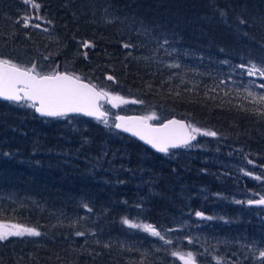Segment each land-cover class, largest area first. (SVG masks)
I'll use <instances>...</instances> for the list:
<instances>
[{
    "label": "trees",
    "instance_id": "16d2710c",
    "mask_svg": "<svg viewBox=\"0 0 264 264\" xmlns=\"http://www.w3.org/2000/svg\"><path fill=\"white\" fill-rule=\"evenodd\" d=\"M1 2L0 58L30 67L33 62L19 56L32 52L39 56L46 51L48 64L57 70L71 72L130 101H143L131 102L137 110H148L165 120L181 117L217 135H203L193 144L196 150L191 156L181 154L184 149L172 150L169 155H177V159L169 162L121 134L126 143L120 150L128 152V158L110 166L104 152L107 147L109 153L116 148L108 146L112 141L106 139L108 129L101 121L81 116L43 120L31 107L0 102V221L41 232L39 237L13 236L0 241V264H185L179 257L161 255L154 243L156 236L122 223L132 217L155 226L162 235L173 234L179 244L177 253H193L196 264H214L213 257L224 254L236 260L233 253L242 255L251 246L247 243L228 250L220 244L219 249L211 250L207 244V250L200 246L194 251L181 249L176 235L183 239L187 229L180 227L177 218L186 212L192 217L197 212L204 217L215 215L218 221L206 222L204 232L233 242L254 237L256 248L264 251V220L258 218L264 215V207L250 208L247 202L243 209L230 203L214 206L203 191L208 190L213 197L223 188L261 194L257 182L245 174L218 171L214 163L205 160L217 155L264 171V116L254 111H264V105L253 103V97L228 85L232 79L223 74L225 61L232 68L250 63L264 66V0H37L44 19L33 20L44 21L55 33L56 38L49 41L36 35L31 26L17 23L23 16L20 11L26 9L34 17V9L21 0ZM108 9L114 20L104 15ZM153 31L196 48L200 57L212 56L217 74L205 73L196 79L199 82L191 79L183 83L173 78L154 62L161 53L151 40ZM84 42L94 47L84 48ZM126 43L133 47L124 48ZM237 72L241 74L240 69ZM109 75L115 79L108 80ZM222 80L228 82L221 84ZM29 111L32 114L26 121L22 115ZM88 163L97 166L94 178L87 175ZM142 173L148 175L146 184L140 182ZM139 187L145 204L136 201ZM85 204L92 209L86 218ZM236 209L243 210L241 216ZM92 227L95 229L90 233ZM78 231L85 235L77 236ZM131 233H139L143 241L141 244L139 239L144 249L137 261L126 258L129 245L113 246L106 242L112 238L104 239L105 235L126 240ZM258 257L256 251L241 263L264 264Z\"/></svg>",
    "mask_w": 264,
    "mask_h": 264
},
{
    "label": "rangeland",
    "instance_id": "374dc122",
    "mask_svg": "<svg viewBox=\"0 0 264 264\" xmlns=\"http://www.w3.org/2000/svg\"><path fill=\"white\" fill-rule=\"evenodd\" d=\"M3 0H0V7L3 4V2H1ZM28 6V5H27ZM1 9V8H0ZM35 11V10H34ZM20 13H23V16L25 14H29V11L24 9L23 11H20ZM40 13V11H39ZM32 15V14H30ZM104 15L107 16V18L109 20H114L115 16L113 15V13L108 9L105 11ZM104 16V18L106 17ZM31 23L35 24V21L32 20ZM39 23L41 25L40 28H33V30H35V34L40 37L45 38L46 40H51V39H55L56 35L53 31H51L50 29H48V31H45L44 29L48 28V25L44 22H36ZM3 22L0 24L2 25ZM0 28H3V25L0 26ZM5 29V27H4ZM154 36H152L151 40L153 41V44L155 45V48H157V53H161V56H159L157 58V56L154 57L155 61L162 70H166L169 74H171V76H173V78L177 79L179 78L180 81L184 82H188L191 79H194L196 82H199L198 78H200L201 75L207 73L208 75H214L217 74V69L215 64H212L211 61H213V57L211 56H205V57H200L199 56V51L196 50V48H191L189 46H184L179 40H177L176 38H170L167 36H163V33H157L155 31H153L152 33ZM167 40L168 43L165 44L164 41ZM154 49V48H153ZM15 53L17 51H14ZM33 53V52H32ZM32 53L30 54H22V56H19L20 58L24 59V60H28L29 62H33L30 63V65H36V69L38 70V68L40 69V71H45L42 74H52L55 72H61V71H65V70H57L55 65L53 66L52 63H50V65L48 64V57L44 56L47 52L46 51H42L39 53V56L35 53L34 56ZM19 57H16L15 59H19L21 60ZM34 58H36V62L34 60ZM206 58L208 60H206ZM0 59H8V58H0ZM28 61H26V63H28ZM21 62V61H20ZM38 62H41L43 64H47L48 68L42 69V66H47V65H43V64H39ZM13 63L20 65L19 63H17V61L15 60ZM207 63V64H206ZM179 65V67H170V65ZM22 66V65H21ZM257 66H262L260 64H257ZM31 67V66H30ZM29 67V68H30ZM45 68V67H44ZM51 69H54L52 71H50ZM235 69V70H234ZM50 71V72H49ZM39 72V71H38ZM49 72V73H48ZM68 72V71H66ZM237 73V76L235 75V77L233 76V73ZM40 73V72H39ZM70 74H72L71 72H68ZM235 73V74H236ZM223 74L231 77L232 80H230V84L228 85H233V86H237L240 90H242L241 92L247 94L245 92V89H249L257 94H264V89L259 88L257 85H259L260 83H264V80H261L258 76L256 77H248L246 75H241L240 73L237 72V68H232L231 65L229 63H226L223 66ZM232 74V75H231ZM249 81H255V84H249ZM110 93V92H108ZM112 95H117L115 93H110ZM119 96V95H118ZM122 97V96H121ZM125 100L129 101L128 103H120L118 101L113 102L111 100H109V103H107L104 108L110 112V116L107 120V124H105L103 121H101V124L103 127L108 129V133L106 134V139L108 141H112V142H108V146L110 144L115 145L116 150L115 151H111L109 153V149L107 147V149H105V158L107 159V162L110 166H112L113 164H116L118 166V163L124 162L126 158H128V155L126 152H122L120 150V146H125L126 141L124 140L123 136L121 135V133H119L118 131H116L113 127L115 124V119L114 116L119 115V114H127V115H132V114H141L143 115V117L145 116H150L154 113L149 112L148 110H137L135 108H133V104L131 103V101L129 99ZM115 104H118V106H114ZM27 113V112H26ZM25 115L26 117V121L29 120V116L32 114V111L29 113H27ZM156 118L149 120L151 123H162L165 119H163L162 117L158 116L157 114L155 115ZM23 120V123L24 121ZM44 120V119H43ZM81 123L83 125H87V122L85 120L80 119ZM45 124H48L47 122H45ZM199 138L201 139V137L203 135H198ZM196 147V146H195ZM195 147H189V148H184L185 152H180L181 154H188L189 156H191L192 151H195L196 148ZM148 149V148H147ZM108 150V151H107ZM202 153L204 154H210L211 151H205V150H201ZM179 153V154H180ZM1 154H3V148L0 147V156ZM129 154V153H128ZM142 156V154H141ZM165 159H167L169 162L173 161L175 159H177V155L175 156H163ZM142 158L144 160H146L148 158V154L146 152L143 153ZM194 158V157H192ZM206 162H212L215 164V168H218L219 170H228V171H233L235 173H243L245 174L246 177H248L250 180H254L255 182H257V187L258 189L261 191L260 195H255V194H248L242 190H234L231 189L228 192L226 191L225 188L223 192H221L219 195L214 196L212 194H210L208 192V190H203L205 192L204 197L206 200H210L209 204H214V206L220 205L219 203H221L222 205H226V203H230L234 206H238V207H242L245 208L246 205L245 203L249 200L252 199H256V198H260L262 196H264V171L260 172L258 169H256L253 165H251L250 167L245 166L241 163H236L233 162L232 160L229 159H223L221 157H218L217 155L215 157H210L209 159L205 160ZM89 166L88 168V173L87 175L90 177H95V173H96V168L97 166L91 165L90 163H88V165H86V168ZM104 170H106V168H104ZM103 171V170H102ZM252 173V175H247L246 173ZM107 173V172H104ZM147 175V173H146ZM145 173H142L141 176H139L140 182L146 184V176ZM152 176V175H151ZM221 176V175H220ZM261 177V179L257 180L255 179V177ZM220 179L223 181H225L226 177L221 176ZM109 182V181H107ZM235 187H237L236 185H234ZM139 187L136 191V201L141 202V203H146V198L142 197L141 195L138 194V190H140ZM141 191V190H140ZM205 200L203 199V202ZM236 201H243L244 203H236ZM239 210L236 209V213L239 212V216L242 215V211L243 210ZM137 211V210H136ZM218 211V209H217ZM216 211V212H217ZM241 212V213H240ZM90 211H88V208H85V210L83 211V215L84 218L89 216ZM193 215L191 213H183L179 218H177V221L179 222V225L182 229H187L186 232L184 233V238L181 239L179 235H176L181 241L180 243V248H184L186 247V249L188 251H194L196 246H200L203 249L207 250V244H209V248L212 250L213 247H216L217 249H219L220 244L224 245L225 248H227L228 250L232 247V246H238V247H242V244H245V246H247V243L251 246L248 247V250H246V252L242 253V255H239L237 252L233 253L232 257L236 256V260H231V258H227L228 254H224L221 255L220 257H222L225 261V264H228V262H231V264H243L241 262H243L244 260H246V258L248 257V254H256V251L260 252L263 249H257L256 248V243L257 241H255L254 243V237L251 238L249 240H247V238L242 237L240 238L238 241H229V238L226 236H221L220 234H209L208 232H204L205 230L203 229V227L206 226V222H209L210 224L215 223L218 221L219 218H217V216H210L212 217V219H206V218H201L199 216L196 215L195 213V218L192 217ZM259 220H264V215H258ZM207 217V216H206ZM80 220V219H79ZM78 220V221H79ZM133 222L139 223L136 219H134L133 217L130 219ZM195 221V222H194ZM5 223H9V222H5ZM11 224H15L13 222H10ZM260 223V222H259ZM94 227H92L91 229H89V232L91 233L92 231H94ZM133 229V228H131ZM137 230V229H134ZM141 230V229H140ZM142 231V230H141ZM144 232V231H142ZM139 233H131L126 240L125 239H120L117 240L113 237H106L104 235V239H110L112 238V240H107L106 242L108 244H112L113 246H115L116 244L121 243L120 246H124L125 248L127 247V245H129L131 248L125 250V254H126V258L131 260V261H137L139 258V255L141 254V251L144 249L141 247L140 245V241L139 239H141V244H143L142 238L138 235ZM165 237L166 240H171L172 243L171 244H167L165 242V240H161L159 237H153L154 239V243L157 245V250L158 252L162 255L164 253H167L168 256H175V257H179L178 255H173V252H178L176 251V248L179 249V244L176 242V238L172 235L166 234L163 235ZM31 237V236H29ZM116 237H121V236H116ZM11 238V237H9ZM191 239V243H189V239ZM115 239V240H113ZM187 241V243H186ZM252 242V244H251ZM233 243V244H231ZM186 245V246H185ZM122 248H116L115 250H117L118 252L121 253ZM114 250V251H115ZM213 252V251H212ZM132 254V256H131ZM245 255V256H243ZM217 256V255H216ZM180 258V257H179ZM196 260V259H195ZM182 262H185L184 260L181 259ZM214 264H216V260L213 259Z\"/></svg>",
    "mask_w": 264,
    "mask_h": 264
},
{
    "label": "snow or ice",
    "instance_id": "6c2138e0",
    "mask_svg": "<svg viewBox=\"0 0 264 264\" xmlns=\"http://www.w3.org/2000/svg\"><path fill=\"white\" fill-rule=\"evenodd\" d=\"M25 5H28L30 9H34L36 15L25 14L19 20L18 24L22 27H34L40 28L39 23H31L33 19L43 20L44 17L39 15V11L42 5L37 0H21ZM51 23V21H47ZM244 23V21H241ZM48 31V29H44ZM168 43L167 40L164 41ZM82 47L89 48L94 47L89 42H84ZM124 48H131L133 45L124 44ZM87 57V52L84 53ZM224 63H227L225 61ZM170 67H179V65H170ZM241 70V75L248 77L258 76L261 80H264V66H257L255 63L249 65L240 64L236 66ZM235 70V69H234ZM108 80H114L113 76H108ZM231 79V77H229ZM228 81L222 80L221 84H226ZM249 84H255V81H249ZM259 88L264 89V83L257 85ZM215 91V89H212ZM247 97H253V103L264 105V94H257L249 89H245ZM177 95H179L177 93ZM228 95V93H225ZM0 98L6 101L13 102L20 106H26L34 108L41 116L46 117H66L69 113H82L87 116H92L98 120L107 124V113L100 110L98 101L103 98H110L113 102L128 103L124 97L118 95H112L103 89L97 90L95 85L83 83L79 76L68 73L55 72L48 75H42L36 70V65L29 67H23L13 63L8 59H0ZM132 103H143V101L133 100ZM114 106L118 104L114 103ZM242 110L248 111L247 108L241 106ZM258 115L264 116V111L261 109H255ZM155 114L145 117H117L119 123L114 125L117 129H122L125 132H131L132 135L139 137L141 140L150 144L153 148L159 152L168 153L170 148H189L194 147L193 141L197 139V135L212 136L215 137L217 133L211 130H205L196 127L192 123H185L183 121L169 120L167 123L162 124L159 127H154L148 123L149 120L155 119ZM7 155V154H6ZM252 163V161H249ZM252 175V173H246ZM255 179L259 180L261 177L257 176ZM236 203H244L243 201H236ZM248 204H261L264 205V196L259 200H249ZM85 208L88 206L85 204ZM88 211H92L88 208ZM197 216L206 219H212V217H204L201 212L196 213ZM122 223L129 228L141 229L144 232L151 234L152 236L159 237L161 240H165L167 244H171V240H166L165 237L158 231L155 226L151 224L136 223L128 218H124ZM77 236H84V232H76ZM39 237L41 232L36 228L27 227L20 224H11L0 221V241H5L9 237ZM189 239V243H191ZM107 247V245H105ZM173 255H178L180 259L185 261V264H196L195 256L193 253L180 254L173 252ZM259 259L264 260V251L259 252ZM216 260V264H225L222 257H213ZM231 264V262H228Z\"/></svg>",
    "mask_w": 264,
    "mask_h": 264
},
{
    "label": "water",
    "instance_id": "95a60500",
    "mask_svg": "<svg viewBox=\"0 0 264 264\" xmlns=\"http://www.w3.org/2000/svg\"><path fill=\"white\" fill-rule=\"evenodd\" d=\"M66 71H61V73H65ZM66 73H68V72H66ZM68 74H70V73H68ZM44 75H47V74H44ZM75 75V74H74ZM77 76V75H76ZM82 80V82L83 83H86V84H91V85H94V84H92L91 82H89L88 80H83V79H81ZM96 86V85H95ZM96 88H97V90L99 91L100 90V88L98 87V86H96ZM109 101V98H103V99H100L99 101H98V104H99V106H100V110L101 111H103V112H105V113H107V116H106V118L107 117H109V114L110 113H108L106 110H105V108H103V106H102V104H104V103H107ZM0 102H2V103H13V102H10V101H6V100H3L2 98H0ZM13 104H15V103H13ZM34 111H35V113H36V116L37 117H39V118H43V119H49V120H52V119H55V118H63V117H46V116H41L40 115V113H38L35 109H34ZM70 116H82V117H84V118H88V119H91V120H97L98 121V119L97 118H95V117H92V116H87V115H84V114H82V113H69L66 117H70ZM119 116H123V117H143V115H141V114H132V115H127V114H119V115H117V116H114V119H115V124L116 123H119V121L117 120V117H119ZM177 120V121H183V122H185V123H188V121L187 120H185V119H183V118H181V117H171V118H167V120H164L162 123H156V124H153V123H151L150 121H148V123L150 124V125H152V126H154V127H159V126H161L162 124H164V123H167L169 120ZM99 121H101V120H99ZM114 124V125H115ZM115 130H117L119 133H123L124 135H126V136H128V137H130L131 139H133V140H136V141H138L139 143H141L144 147H147L150 151H152V152H154V153H158V154H160V155H169V153L171 152L170 150H178V149H180V148H170L169 149V151H168V153L166 154V153H162V152H159L157 149H155V148H153L150 144H147L145 141H143V140H141L139 137H137V136H134V135H132V133L131 132H125V131H123L122 129H117V128H115V127H113ZM199 140V137H198V135H197V139L195 140V141H193L192 143L194 144V143H196L197 141ZM181 148H183V147H181ZM260 198H256V199H252V200H259ZM246 205L248 206V207H250V208H252V207H257V208H263L264 207V205H261V204H248V203H246Z\"/></svg>",
    "mask_w": 264,
    "mask_h": 264
},
{
    "label": "bare ground",
    "instance_id": "6f19581e",
    "mask_svg": "<svg viewBox=\"0 0 264 264\" xmlns=\"http://www.w3.org/2000/svg\"><path fill=\"white\" fill-rule=\"evenodd\" d=\"M50 123V122H49ZM255 156V155H254ZM3 158H5V157H3ZM46 197V196H45Z\"/></svg>",
    "mask_w": 264,
    "mask_h": 264
}]
</instances>
